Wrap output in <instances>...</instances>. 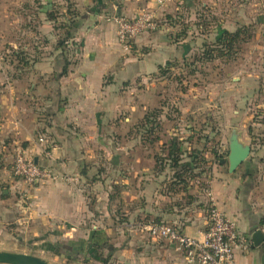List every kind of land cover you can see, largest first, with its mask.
I'll return each instance as SVG.
<instances>
[{
    "label": "crops",
    "instance_id": "obj_1",
    "mask_svg": "<svg viewBox=\"0 0 264 264\" xmlns=\"http://www.w3.org/2000/svg\"><path fill=\"white\" fill-rule=\"evenodd\" d=\"M179 1L83 0L65 56L57 45L63 29L51 28L45 32L44 46L49 51L41 54L36 68L39 77L49 81L45 90L37 92L42 95L40 101L30 100L36 95L33 90H5L0 95V230L3 233L10 231L19 236L30 227L34 233H57L60 229L67 234L79 231V223L85 222L97 229L94 223L99 221L91 218L104 213L98 215L104 219L110 198H124L132 205L131 215L149 219L138 222L140 234L130 230L135 235L129 234L132 239L129 250L120 248L121 255L128 257L126 253H130V264H185L183 255L173 245L152 240L142 226L149 221L174 224L184 234L201 239L207 229V210L185 214L165 208L161 204L165 197L156 191L154 179H142L143 172L140 174L133 151L129 154L130 168L123 166L128 152L118 147L121 132L116 134L115 129L124 128L127 123L123 122L132 125L135 117L140 118L135 99L123 103L120 79L138 80L156 73L171 58L187 54L186 40L175 39V35L171 38L172 27L164 25L136 37L131 44L134 58L130 59L118 43L115 25L108 20L113 14L131 18L148 9L170 10L167 14L174 15L171 5L178 9L179 3H187ZM48 9L49 6H44L41 11ZM64 58L69 65L61 75ZM40 137L44 138L42 143ZM15 145H20L37 163L66 173L70 180L27 187L11 172ZM45 149L50 152L51 160L45 157ZM258 164L245 160L242 170L233 173L215 169L206 191L208 206L213 202L227 218L234 220L239 237L248 244L247 250L235 249L234 264H264V169ZM51 226L54 229L49 231ZM255 230L262 232L263 240L252 246ZM89 232L86 229L85 233Z\"/></svg>",
    "mask_w": 264,
    "mask_h": 264
},
{
    "label": "rangeland",
    "instance_id": "obj_2",
    "mask_svg": "<svg viewBox=\"0 0 264 264\" xmlns=\"http://www.w3.org/2000/svg\"><path fill=\"white\" fill-rule=\"evenodd\" d=\"M82 1L0 0V95L5 90H33L36 95L29 96L30 100L40 101L42 95L37 92L45 90L49 81L39 77L36 68L41 54L49 51L44 46L45 32L61 25L64 17L70 16L69 10L77 14L76 20ZM186 1L179 3L178 9L171 5L174 15L167 14L170 10L148 9L156 16L157 29L172 27L171 38L185 29L180 38L186 40L187 54L171 58L169 66L166 62L162 70L148 77L120 79L123 103L135 99L140 118L135 117L132 125L121 123L127 124L115 131L121 132L118 147L128 152L123 166L130 168L133 151L142 179H154L156 191L164 195L161 204L191 214L207 210L206 191L214 170H227L228 139L233 129L239 140L251 147L246 160L260 163L258 167L264 169V0ZM44 6L55 11L57 22L41 11ZM239 28L244 32L231 49L221 56L214 51L209 60H197L206 45L215 46L225 31ZM134 40L127 48L120 44L130 59L134 58ZM146 114L148 120L144 121ZM242 166L235 171H241ZM131 210L128 199L114 197L104 219L98 217L104 213L91 218L99 221L94 223L97 229L85 222L79 223V231L67 234L60 229L57 233H34L29 227L17 236L0 230V251L30 254L52 264H130V253L125 257L120 248L129 250V234L135 235L130 230L140 234L139 225L149 219L144 215L136 218ZM88 228L90 232L85 233Z\"/></svg>",
    "mask_w": 264,
    "mask_h": 264
},
{
    "label": "built area",
    "instance_id": "obj_3",
    "mask_svg": "<svg viewBox=\"0 0 264 264\" xmlns=\"http://www.w3.org/2000/svg\"><path fill=\"white\" fill-rule=\"evenodd\" d=\"M155 19L154 13L149 10L141 11L131 18L117 14L108 18L115 25L118 43L124 48L136 37L155 31ZM38 140L42 143L44 138ZM44 154L47 159H52L46 149ZM11 172L27 187L70 180L66 173L56 172L52 166L35 162L20 145L13 148ZM206 215L207 229L201 239L188 236L179 226L164 222L149 221L142 228L152 240H163L173 245L183 255L185 264H234L235 249H248V244L237 233L236 222L227 218L213 202H210Z\"/></svg>",
    "mask_w": 264,
    "mask_h": 264
},
{
    "label": "trees",
    "instance_id": "obj_4",
    "mask_svg": "<svg viewBox=\"0 0 264 264\" xmlns=\"http://www.w3.org/2000/svg\"><path fill=\"white\" fill-rule=\"evenodd\" d=\"M48 10H46L47 18L57 22V15L55 14V11L53 10L48 11ZM69 15L70 16L67 19L64 17L65 15H63L64 19L62 24L61 25L59 24V26L55 27L56 29H63V33L59 36L58 44H57L58 47L61 49V53L63 56H65L66 54L65 51L67 50V42L71 38V30L73 29V25L75 23V15L77 14L69 10ZM242 32H244V30L241 28L237 29L234 32L225 31L217 39V41L215 42V46L214 43L213 45H206V47L199 54L201 57L198 56L197 60L202 57L205 58L206 60H209L210 58H214V51L217 52L216 54L217 56L223 55V51L225 49H231L233 47V45L239 39V36ZM184 34H185V29L180 30L179 32H177V34H175V39H179L180 37H183ZM64 59H65L64 61L65 63L61 75H64L66 73L67 71L66 67L69 65V62L66 60V58ZM166 64L169 66L170 62H167ZM160 70H162V68H160ZM143 120L144 121L148 120L147 114L143 117Z\"/></svg>",
    "mask_w": 264,
    "mask_h": 264
},
{
    "label": "water",
    "instance_id": "obj_5",
    "mask_svg": "<svg viewBox=\"0 0 264 264\" xmlns=\"http://www.w3.org/2000/svg\"><path fill=\"white\" fill-rule=\"evenodd\" d=\"M114 1V0H110ZM251 152L249 144H244L239 140L237 132L233 129L228 139L227 170L233 173L240 166ZM224 160H221V163ZM36 162V160H35ZM252 246H257L263 240L260 230H255L251 236ZM0 264H52L39 257L8 251H0Z\"/></svg>",
    "mask_w": 264,
    "mask_h": 264
}]
</instances>
